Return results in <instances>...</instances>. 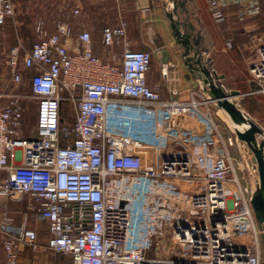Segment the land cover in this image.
<instances>
[{
  "label": "built area",
  "instance_id": "1",
  "mask_svg": "<svg viewBox=\"0 0 264 264\" xmlns=\"http://www.w3.org/2000/svg\"><path fill=\"white\" fill-rule=\"evenodd\" d=\"M205 3L216 24L230 12L238 21L264 19V0ZM13 10L12 0H0V26ZM36 31L31 47L14 46L6 62L13 85L23 81L22 70L33 75L28 92L0 91V198L27 196L48 237L41 245L35 229L15 230L0 200L5 264H17L21 248L41 246L70 255L72 264H263L264 225L250 205L256 162L251 185L243 184L225 144L216 142V125L203 121L197 103L161 99L146 79L152 52L131 49L125 22L101 31L105 48L123 46L119 63L96 55L91 33L75 32L67 22L48 33L40 21ZM257 40L249 71L258 89L250 94L264 97V39ZM30 99L35 130L23 136ZM62 104L75 110L71 125L60 122ZM185 108L205 130L179 149L171 122ZM183 179L203 186L179 184Z\"/></svg>",
  "mask_w": 264,
  "mask_h": 264
},
{
  "label": "rangeland",
  "instance_id": "2",
  "mask_svg": "<svg viewBox=\"0 0 264 264\" xmlns=\"http://www.w3.org/2000/svg\"><path fill=\"white\" fill-rule=\"evenodd\" d=\"M12 2L14 5L13 14L0 26V91L8 90L14 86L27 92L29 91V79L33 75V71L29 69L22 70L23 81L17 86L13 85L6 64L11 48L20 45V51L29 49L38 38L36 28L37 23L40 21L43 22V29L48 33L54 31V24L58 21L67 22L76 28L74 20L78 19L80 15V7L74 0H12ZM205 8L204 3L197 11L196 16L200 19L201 27L206 36L208 49L210 50L209 56L212 59V68L218 74L224 75L223 83L226 89L239 91L240 95L232 97V101L242 111L248 113L252 122L264 131L263 99L256 94L249 93L258 89L257 85L251 80L249 68L250 63L255 58L258 36L262 35L264 39V19L258 17L238 21L230 12L223 23L216 24ZM75 9L79 10L76 15L74 14ZM79 30L75 29V32ZM228 43H230V46H228ZM72 47H75V41H72ZM35 103V99L24 102L23 123L20 130V134L23 136L34 133ZM74 111L73 106L63 105L62 118L64 124L71 125L73 123ZM199 111L202 115H205L203 121H210L218 125L220 139L218 138L216 141L217 144L222 142L225 144L239 179L243 184L251 185L250 175L255 169V159L245 141L238 138L235 131L237 127L232 119L216 103H211L207 112L206 109H199ZM178 127L180 126H176V128ZM238 128L244 130L246 125L238 124ZM260 135L262 133L256 134L257 137H260ZM188 137L189 135L183 138V141H191ZM228 139L231 141L230 144ZM220 154H222L221 150ZM4 177V173L0 172V184ZM179 184H190L195 187L203 186L202 182H190L186 179L181 180ZM0 200L6 206L8 215L13 220L14 228H19L24 224L25 227L36 230L38 242L41 245L47 243V223L44 220H39L38 222L42 227L38 229L30 225L33 221L36 222L38 211L29 210L27 196L22 195L20 199H17V196L14 198L3 197ZM175 254L176 251H174ZM147 255L152 256L153 250L149 251ZM0 264H5L1 235ZM17 264H72V259L68 254L55 253L44 249L43 246L39 248L23 247L18 251Z\"/></svg>",
  "mask_w": 264,
  "mask_h": 264
},
{
  "label": "crops",
  "instance_id": "3",
  "mask_svg": "<svg viewBox=\"0 0 264 264\" xmlns=\"http://www.w3.org/2000/svg\"><path fill=\"white\" fill-rule=\"evenodd\" d=\"M74 2L80 7V17L78 16V19L74 20L76 22V28L75 26L74 28L85 29L91 33L92 47L96 55L110 63L121 61L123 46L117 44L105 48L101 44V31L106 25L116 26L124 21L130 47L136 50L147 49L152 52L151 65L146 75L148 85L160 93L162 100L175 99L187 105L196 102L198 111L206 109L207 112L211 102L201 90V80L184 63L182 50L172 36L170 23L165 14V0H124L121 2L115 0H74ZM204 3L205 0H187V9L190 21L194 24L195 29L203 35V47L206 48L204 58L210 60L206 36L200 19L196 16L197 11ZM210 63L212 66V59ZM256 95L260 96L264 102L262 94L257 93ZM214 124L218 129V125ZM171 125L173 146L179 149L189 148L193 143L182 141L184 136L189 135L192 140L205 130L203 121L197 119L195 112L190 108L177 110ZM175 125L180 127L176 128ZM39 220L43 221L38 213V218L36 222L33 221L30 224L31 227L37 229L42 227ZM46 236L48 237L47 229Z\"/></svg>",
  "mask_w": 264,
  "mask_h": 264
},
{
  "label": "water",
  "instance_id": "4",
  "mask_svg": "<svg viewBox=\"0 0 264 264\" xmlns=\"http://www.w3.org/2000/svg\"><path fill=\"white\" fill-rule=\"evenodd\" d=\"M164 10L170 23L172 36L182 50L184 63L201 80L200 87L207 98L213 100L232 119L237 127L235 131L238 138L245 141L253 153L258 183L251 195L250 205L256 221L262 226L264 225V138L257 141L256 134L264 131L232 101V97L240 95L239 91L224 89L220 84L224 75L218 74L212 68L210 60L204 58L206 48L203 47V35L190 21L187 0H165ZM238 124L246 125V128L240 130ZM262 239L264 243V236Z\"/></svg>",
  "mask_w": 264,
  "mask_h": 264
},
{
  "label": "trees",
  "instance_id": "5",
  "mask_svg": "<svg viewBox=\"0 0 264 264\" xmlns=\"http://www.w3.org/2000/svg\"><path fill=\"white\" fill-rule=\"evenodd\" d=\"M28 92V91H27ZM63 105L64 104H62V106H61V110H60V112H61V116H60V122H61V124H64V122H63V118H62V109H63ZM56 253V252H55ZM59 254H63V253H60V252H58Z\"/></svg>",
  "mask_w": 264,
  "mask_h": 264
}]
</instances>
